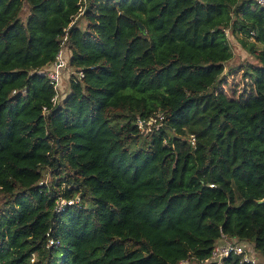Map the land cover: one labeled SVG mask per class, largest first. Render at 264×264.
Segmentation results:
<instances>
[{
	"label": "trees",
	"instance_id": "trees-1",
	"mask_svg": "<svg viewBox=\"0 0 264 264\" xmlns=\"http://www.w3.org/2000/svg\"><path fill=\"white\" fill-rule=\"evenodd\" d=\"M227 31L250 57L246 98L220 90ZM61 52L66 95L40 73ZM0 199V264H216L223 235L264 257V9L0 0Z\"/></svg>",
	"mask_w": 264,
	"mask_h": 264
},
{
	"label": "built area",
	"instance_id": "built-area-1",
	"mask_svg": "<svg viewBox=\"0 0 264 264\" xmlns=\"http://www.w3.org/2000/svg\"><path fill=\"white\" fill-rule=\"evenodd\" d=\"M257 5L264 9V0H255ZM229 31H227V34ZM70 72L69 76L74 73L70 68L68 67L67 61L62 57V52L58 54L56 61L46 67L44 70H41L40 73L47 75L51 84L54 85L58 91H60V88L62 89V75L63 71ZM78 79H82L84 77V72L82 70L78 71L77 73ZM60 101L59 93L53 97L52 102L53 104H57ZM47 110V108H45ZM162 116H159V118L151 117L148 120L139 118L138 119V127L142 132H149L152 130L154 126L158 127L161 124L159 123L160 119H162ZM159 119V121H158ZM193 138V143L195 141V138ZM48 181H42L40 184L43 185L47 183ZM79 202L78 199H66V198H60L56 202V210L58 212H63L68 207V205H72ZM54 243L53 240L50 241V245ZM255 248L253 245H251L248 242L244 241H237L234 239H229L225 235H223L215 244L210 258L204 260V263H216V264H223L225 258H228L231 255L239 256L241 257V262L249 263V264H258L257 258L255 257ZM190 261L189 259H185L180 261L179 264H188Z\"/></svg>",
	"mask_w": 264,
	"mask_h": 264
},
{
	"label": "rangeland",
	"instance_id": "rangeland-1",
	"mask_svg": "<svg viewBox=\"0 0 264 264\" xmlns=\"http://www.w3.org/2000/svg\"><path fill=\"white\" fill-rule=\"evenodd\" d=\"M26 7L25 12L23 13V20H26L27 10ZM81 25H83V19H80L79 21ZM229 41L232 46V50L234 53V57L225 63L226 65V73H229V69H233L232 74H229L226 77V80L223 82L220 90H222L224 93H226L230 98H246L250 93L254 90V84L251 80L248 78H245L243 76V70L238 68L242 63H244L246 60H248L249 54L247 51L241 46L238 39L232 35H229ZM241 37V35H240ZM62 57L68 61L67 55L65 52H62ZM63 71L61 73L62 75V90L60 91L61 95H66L67 92L70 90V79L69 74L70 72ZM52 177L50 175H47L45 180L50 181ZM2 199H0V206H2ZM255 257L257 258L258 264H264V257L259 253L255 252ZM188 264H200L198 262L190 261Z\"/></svg>",
	"mask_w": 264,
	"mask_h": 264
},
{
	"label": "water",
	"instance_id": "water-1",
	"mask_svg": "<svg viewBox=\"0 0 264 264\" xmlns=\"http://www.w3.org/2000/svg\"><path fill=\"white\" fill-rule=\"evenodd\" d=\"M140 26H141L142 29L144 28V26L142 24H140Z\"/></svg>",
	"mask_w": 264,
	"mask_h": 264
}]
</instances>
